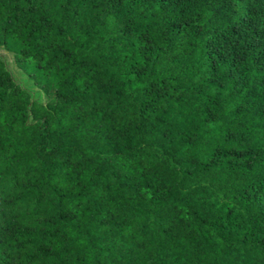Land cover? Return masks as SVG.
Wrapping results in <instances>:
<instances>
[{
  "label": "trees",
  "instance_id": "16d2710c",
  "mask_svg": "<svg viewBox=\"0 0 264 264\" xmlns=\"http://www.w3.org/2000/svg\"><path fill=\"white\" fill-rule=\"evenodd\" d=\"M0 264H264V0H0Z\"/></svg>",
  "mask_w": 264,
  "mask_h": 264
},
{
  "label": "rangeland",
  "instance_id": "374dc122",
  "mask_svg": "<svg viewBox=\"0 0 264 264\" xmlns=\"http://www.w3.org/2000/svg\"><path fill=\"white\" fill-rule=\"evenodd\" d=\"M0 55L5 59L9 69L12 71L16 79L31 91L32 96L37 100L44 101L46 98L45 94L36 84H34L30 76L25 74V72L17 65L13 54L0 48Z\"/></svg>",
  "mask_w": 264,
  "mask_h": 264
}]
</instances>
